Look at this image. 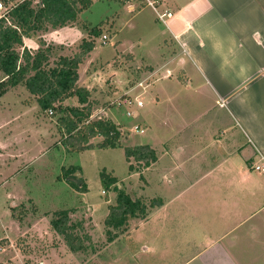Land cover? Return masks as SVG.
<instances>
[{"label":"crops","instance_id":"0c3cea01","mask_svg":"<svg viewBox=\"0 0 264 264\" xmlns=\"http://www.w3.org/2000/svg\"><path fill=\"white\" fill-rule=\"evenodd\" d=\"M158 10L172 15L152 19L160 32L149 90L157 161L144 176L162 204L135 229L149 257L137 260L264 264V172L254 169L264 161V0H165ZM35 34L24 38L32 52L45 48L40 40L72 45L89 31L66 25ZM174 47L176 54L165 52ZM116 49L115 56L127 53L122 44ZM20 85L0 97V111L20 103L29 112L30 104L9 97Z\"/></svg>","mask_w":264,"mask_h":264},{"label":"rangeland","instance_id":"374dc122","mask_svg":"<svg viewBox=\"0 0 264 264\" xmlns=\"http://www.w3.org/2000/svg\"><path fill=\"white\" fill-rule=\"evenodd\" d=\"M0 1L9 9L24 0ZM159 1L161 5L165 0ZM132 3L134 10L130 9ZM2 13L4 9L0 10V15ZM155 14L147 0H95L81 14L82 20L67 25L87 31L86 24L93 28L105 22L101 26L102 33L94 37L96 47L92 58L88 59V54L79 66V84L91 91L90 101L94 104L91 120L107 114L106 117L123 127L118 142L120 147L100 148L104 137L96 136L91 139L93 148L70 151L62 143L63 135L58 126L63 113L53 109L54 113L50 114V109L35 108L32 104L35 97L30 91L26 92L28 89L23 84L17 87L18 92H13L20 97L10 94L11 99H23L30 104V110L22 113L20 103H16L10 110L0 111V142H3L0 146V264H139L138 258L148 262V255L140 250L141 231L135 229L148 220L157 205L151 203L154 199L157 203L159 197L146 187L144 162L135 158L128 161L124 147L150 146L153 138L149 90L157 78L152 71L160 50V32L157 33L158 28L153 27L152 21ZM158 27L162 30L161 24ZM103 34L110 37L106 43H102ZM87 37L72 45H47L40 41L45 48L50 46V63L54 66L60 57L81 52L83 42L90 39V31ZM117 43L127 52L122 57L115 56ZM174 48L165 52L176 54L178 49ZM130 52L137 58L134 59ZM168 60L166 58L163 64L166 65ZM140 82L144 86H138ZM136 96L144 101L143 108L136 104L113 105L123 97ZM63 105L81 106V103L77 97H71ZM127 110L133 111V115H128ZM18 113L24 116L5 123ZM136 125L144 127L145 133L133 132ZM75 167V172H67ZM102 171L116 177L117 183L107 188L101 177ZM70 182L80 188L73 187ZM116 186L131 199L145 203L147 216L130 218L118 229L108 226L106 219L111 206L117 204L119 190ZM63 209L69 211V224L74 227L70 233L83 239L85 246L80 251L72 250L65 236L53 227L54 213Z\"/></svg>","mask_w":264,"mask_h":264},{"label":"trees","instance_id":"16d2710c","mask_svg":"<svg viewBox=\"0 0 264 264\" xmlns=\"http://www.w3.org/2000/svg\"><path fill=\"white\" fill-rule=\"evenodd\" d=\"M94 1L24 0L0 16V97L10 88L23 84L37 97L43 110H57L63 113L58 126L63 135L62 143L70 151L93 148L91 139L96 136L104 137L99 144L100 148L120 147V125L106 116L91 120L94 104L90 101V91L78 84L79 66L94 49V37L102 33L103 22L93 28L86 24L90 39L83 42L82 51L74 56L60 57L54 66L50 63V46L40 47L36 52H32L24 45V38L38 31H47L49 27H63L77 22L80 13L89 9ZM71 97H77L81 106L63 105V102ZM124 148L128 161L135 158L144 162L145 167L157 161L156 151L149 145ZM73 170L75 172L77 167L67 172L71 173ZM101 177L107 188L117 183V178L106 171L101 172ZM70 183L73 187L80 188L74 182ZM116 189L119 190L117 186ZM156 200L157 203L154 199L151 204H162L161 199ZM139 216H147V205L140 199H131L124 190H119L117 204L111 206L106 224L118 229L128 219ZM69 221V211L63 209L54 213L52 224L58 233L65 236L72 250L80 251L85 246L83 239L78 234L74 236L70 233L74 227Z\"/></svg>","mask_w":264,"mask_h":264},{"label":"built area","instance_id":"2783aa9c","mask_svg":"<svg viewBox=\"0 0 264 264\" xmlns=\"http://www.w3.org/2000/svg\"><path fill=\"white\" fill-rule=\"evenodd\" d=\"M147 2H148L149 6L153 7V9H155L157 11V15H158L159 19L165 21L166 17H170L172 15V13L168 10H164L163 12L158 10V6L160 5L159 0H147ZM3 9H4V13H2L0 16L6 14L9 11V9L7 7L3 6L2 1H0V10H3ZM131 9L132 10L135 9V6L133 3L131 5ZM109 38L110 37H108L107 34H103L102 38H101L102 43H106L109 40ZM138 86H144V83L140 82ZM139 98L140 97H138V96H136L135 98H131V99L128 97H123V98L117 100L116 102H113V105L125 107L127 105L131 106V105L136 104L138 107L142 108L144 106V101L140 100ZM53 113L54 112L52 110H50V114H53ZM104 114H106V110H104ZM127 114L133 115V111L127 110ZM101 117H103V116L101 115L99 118H101ZM122 128H120L121 131H122ZM132 131L135 133L141 134V133H145V128L142 127L141 125H136V126H134ZM254 169L257 171H260V172H264V161L262 163L255 164Z\"/></svg>","mask_w":264,"mask_h":264},{"label":"water","instance_id":"95a60500","mask_svg":"<svg viewBox=\"0 0 264 264\" xmlns=\"http://www.w3.org/2000/svg\"><path fill=\"white\" fill-rule=\"evenodd\" d=\"M77 174H78L79 176H81V173H80V172H78Z\"/></svg>","mask_w":264,"mask_h":264}]
</instances>
